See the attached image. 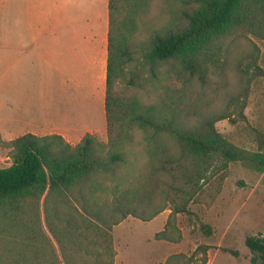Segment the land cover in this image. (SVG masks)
<instances>
[{"label":"trees","instance_id":"16d2710c","mask_svg":"<svg viewBox=\"0 0 264 264\" xmlns=\"http://www.w3.org/2000/svg\"><path fill=\"white\" fill-rule=\"evenodd\" d=\"M178 2L181 23L175 24V0H166L174 21L151 27L141 40L138 21L148 1L109 0L107 142L91 133L77 144L60 134L26 133L10 141L0 135L14 158L0 166V264H115L114 226L128 216L153 219L167 208L171 217L155 237L179 242L172 218L193 214L191 204L210 207L232 162L264 169L262 151L234 144L216 127L246 118L251 83L264 75L253 52L235 60L240 85L228 81L233 42L249 33L264 38V0ZM160 82L156 103L131 94ZM136 130L145 134L149 162L144 180L128 185L119 173ZM43 196L59 251L42 228ZM246 244L251 264H264V236L248 235ZM209 248L202 243L161 264L180 258L208 264Z\"/></svg>","mask_w":264,"mask_h":264},{"label":"rangeland","instance_id":"374dc122","mask_svg":"<svg viewBox=\"0 0 264 264\" xmlns=\"http://www.w3.org/2000/svg\"><path fill=\"white\" fill-rule=\"evenodd\" d=\"M147 1L148 8L138 21L136 34L141 40L148 38L151 27L166 26L174 21V16L166 12V0ZM47 2L50 6L53 0ZM0 4L4 6L2 10L0 8V32L11 31V0H1ZM178 9L179 2L175 0V24L181 23ZM232 49L228 81L232 87H237L241 83V77L234 67L237 57H248L256 52L259 56L258 62L264 69V38L251 33L242 34L233 42ZM161 88L162 82L147 88L135 87L131 94L148 105L159 101ZM245 115L246 118L238 122H232L230 119L218 121L216 127L234 144L264 153V75L256 76L251 83ZM5 123L0 120V130L5 134L24 130L23 128L4 130ZM144 136L142 130L134 132V141L128 147L127 161L119 173L128 185L133 183L137 185L144 180L149 162ZM97 137L102 141H108V136ZM1 138L11 140V137L4 135H1ZM167 144L170 145L169 142ZM11 149L0 143V166H9L14 162ZM44 199L43 196L39 204L42 228L59 251L47 225ZM190 209L194 211L193 214L179 213L172 218L174 227L182 233L179 242L155 237L171 217V208L165 209L150 220L144 221L128 216L115 225L112 230L115 264H161L171 254H192L202 243L210 245L208 264H251L254 253L247 246L246 238L248 235L256 234L264 236V169L242 161L232 162L214 203L210 207L204 204H191ZM233 251H237V254ZM184 260L185 258H180L176 264H184Z\"/></svg>","mask_w":264,"mask_h":264},{"label":"crops","instance_id":"0c3cea01","mask_svg":"<svg viewBox=\"0 0 264 264\" xmlns=\"http://www.w3.org/2000/svg\"><path fill=\"white\" fill-rule=\"evenodd\" d=\"M109 18V0H11L12 30L0 32V120L24 130L1 135L60 134L71 144L108 136Z\"/></svg>","mask_w":264,"mask_h":264}]
</instances>
